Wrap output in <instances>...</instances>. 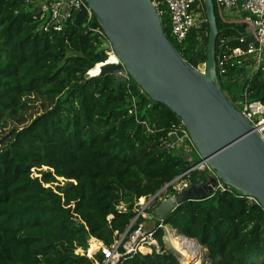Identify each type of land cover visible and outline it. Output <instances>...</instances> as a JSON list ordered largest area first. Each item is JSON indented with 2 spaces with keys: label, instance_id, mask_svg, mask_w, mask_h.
Wrapping results in <instances>:
<instances>
[{
  "label": "trees",
  "instance_id": "16d2710c",
  "mask_svg": "<svg viewBox=\"0 0 264 264\" xmlns=\"http://www.w3.org/2000/svg\"><path fill=\"white\" fill-rule=\"evenodd\" d=\"M152 1L159 2L165 35L196 69L206 60L207 22L199 48L194 33L179 46L166 6ZM214 9L219 35L241 33ZM32 16L24 0H0V127L17 119L31 96L48 104L28 124L0 133V264H94L100 253L91 259L76 251H86L89 238L112 244L136 216L139 198L155 195L196 161L161 145L180 120L131 78L116 86L110 75L87 76L107 60L96 52L94 15L87 26L86 13L73 12L60 31L47 33ZM230 74L236 77L219 83L233 104L243 91L248 101L264 103V70L242 81L243 70ZM132 97L135 115L128 114ZM203 177L193 171L181 179ZM143 221L140 216L136 223ZM160 223L196 239L207 251L206 264H264V210L232 188L177 206L152 228L160 252L136 253L119 264H181L166 247Z\"/></svg>",
  "mask_w": 264,
  "mask_h": 264
},
{
  "label": "water",
  "instance_id": "95a60500",
  "mask_svg": "<svg viewBox=\"0 0 264 264\" xmlns=\"http://www.w3.org/2000/svg\"><path fill=\"white\" fill-rule=\"evenodd\" d=\"M84 1L104 33L96 52L111 48L119 62L100 66L97 76L110 75L116 86L131 78L150 100L169 108L186 129L199 162H206L216 176L203 177L161 199L148 219L163 221L180 204L209 198L216 179L264 210V140L233 106L217 78L219 31L213 0H203L208 24L203 72L189 65L165 35L152 0ZM182 137L179 132L169 139L176 143ZM176 257L181 261L177 253Z\"/></svg>",
  "mask_w": 264,
  "mask_h": 264
},
{
  "label": "built area",
  "instance_id": "2783aa9c",
  "mask_svg": "<svg viewBox=\"0 0 264 264\" xmlns=\"http://www.w3.org/2000/svg\"><path fill=\"white\" fill-rule=\"evenodd\" d=\"M199 1L200 0H162V3L168 10L170 18V34L179 46H182L187 37L192 33H194V41L197 48L203 43V35L205 33L203 24L207 21L205 16H201L200 8L202 7L201 4H197ZM202 1L203 0H201V2ZM213 2L220 11L237 12L240 16V19L237 20V24L242 29L241 33L237 35L229 34L224 31H222L220 35L218 33L215 47V68L218 80L226 82L228 79L231 80L236 77V75L231 76V72H235L236 74L243 70V74H241L243 76H239L242 81L244 76L251 78L258 70H264V0H213ZM152 3L157 10L159 2L152 1ZM24 4L29 6L30 10L33 12V21L36 22L37 29L42 33L60 31L71 14L79 10H81L80 12L86 13L87 26H89L93 17V12L84 0H24ZM157 13L160 15L161 12L157 10ZM90 29L100 37H104L101 28ZM248 38H252L253 41H249ZM106 52L109 56L111 54L114 55L111 48ZM107 63L108 62L105 61L99 64L102 66ZM114 63L118 64L119 62L117 60V62ZM198 66H201L200 69L203 72L204 63ZM233 106L246 120H248L255 131L264 140V103L259 101H248L247 93L243 91L240 99L233 104ZM136 107L135 99L132 97L128 114L135 115ZM139 123L144 124L147 131L151 133L154 132L147 127L144 121H140ZM179 132L183 133V137L178 139V141L186 139L191 143L186 129L180 122L173 124L166 134V137L160 139L161 145L166 149H174L178 141L176 143L171 142L169 136ZM193 171L203 173L204 177H216L214 170L204 161L193 163L191 169L187 170L183 175ZM181 177L175 178L168 185L161 188L155 195L139 198L134 206L136 216L132 221L133 224L123 233H115L116 238L112 244L104 245L95 238H89L86 251L77 250L76 253L85 255L91 259H94L97 253H100L102 259L100 261L94 259V264H119L122 260L136 253L146 254L151 253L153 250L159 253V243L153 230L147 229L143 222L139 224L136 222L140 216L144 219H148L150 214L147 213V210L152 207L154 203H158L161 199L168 196H174L190 185L189 181L181 179ZM175 184H177L175 188L173 187L175 193L167 196L164 195L162 198L161 195L164 191ZM228 188L230 187L224 185L219 179H216V183L213 186V193L210 194V196L215 192H224ZM118 209L124 210L123 206H119ZM167 226H169L170 229H168ZM158 227L163 230L165 234L163 237L167 239L171 250H173L170 239L174 237L175 234H178L177 230L171 225H164L162 223H160ZM92 245L94 249L90 252V246ZM88 251L90 254L87 253ZM180 263L182 264L181 261Z\"/></svg>",
  "mask_w": 264,
  "mask_h": 264
},
{
  "label": "rangeland",
  "instance_id": "374dc122",
  "mask_svg": "<svg viewBox=\"0 0 264 264\" xmlns=\"http://www.w3.org/2000/svg\"><path fill=\"white\" fill-rule=\"evenodd\" d=\"M197 4H201V7L200 8V13H201V16H204L203 14V1L201 2V0L199 1V3L197 2ZM217 12H218V15L219 17L221 16V12H220V9L217 7ZM205 13V12H204ZM238 19H240V16L238 17ZM237 19V20H238ZM205 25L203 24V27ZM105 53L107 54V52L105 51ZM109 58V55L107 54V60ZM106 60V61H107ZM98 64H96L95 66H97ZM94 66V67H95ZM201 66H197L196 69H200ZM201 70V69H200ZM202 71V70H201ZM87 74V73H86ZM89 77V76H88ZM93 77V76H92ZM130 79V78H129ZM128 79V80H129ZM47 102L44 101L42 98H38V97H34V96H31L27 102V108L25 110H23L22 112H19L18 113V118L17 119H11V118H8L5 122V124L3 123L0 127V133H1V136L4 135L7 131H9L12 127L14 126H23L24 124H28L30 119L31 118H34L35 116H37L38 114L42 113L44 111V107L47 106ZM22 118L21 120V123H17L18 122V119L19 118ZM175 151H180L184 154H186L189 158H191L192 160L194 161H199L200 160V156L199 154L197 153V151L195 150V148L192 146L191 143H189L186 139H183V140H180L177 142L176 144V147L174 149ZM44 169V168H43ZM36 172V169H33V175L35 176V173ZM61 181V179H60ZM175 185H172L170 186V188L174 189ZM174 187V188H173ZM169 190V187L167 188ZM166 189V191H164V193L161 195V197L163 198L164 195H166L169 191ZM158 203H154L152 205L153 208H155L157 206ZM149 214V213H148ZM153 214H151L152 216ZM157 219L156 218H153V219H145V221H143L145 227L147 229H152L154 226H155V223H156ZM165 225V224H164ZM168 229H170L169 226H167ZM165 235V234H164ZM163 240H164V243L166 244V247L167 248H170V245L167 241V239L165 237H163ZM202 247V246H201ZM90 249H91V246H90ZM94 249V248H93ZM171 249V248H170ZM203 249V255H202V259H201V262L199 264H203L205 259H206V255H207V251L204 247H202ZM174 251V250H173ZM91 252V251H90ZM90 252L88 251L87 253L90 254ZM175 252V251H174ZM176 253V252H175Z\"/></svg>",
  "mask_w": 264,
  "mask_h": 264
},
{
  "label": "bare ground",
  "instance_id": "6f19581e",
  "mask_svg": "<svg viewBox=\"0 0 264 264\" xmlns=\"http://www.w3.org/2000/svg\"><path fill=\"white\" fill-rule=\"evenodd\" d=\"M106 62H117V58L111 54ZM98 65V68L95 70L88 71L87 76H97L101 66L100 64ZM170 244L173 250L180 256L182 264H199L201 262L203 249L196 240L175 234L170 239ZM93 248L94 246L92 245L90 251Z\"/></svg>",
  "mask_w": 264,
  "mask_h": 264
},
{
  "label": "crops",
  "instance_id": "0c3cea01",
  "mask_svg": "<svg viewBox=\"0 0 264 264\" xmlns=\"http://www.w3.org/2000/svg\"><path fill=\"white\" fill-rule=\"evenodd\" d=\"M221 12V22L227 26H238L237 19L239 14L235 11H220Z\"/></svg>",
  "mask_w": 264,
  "mask_h": 264
}]
</instances>
